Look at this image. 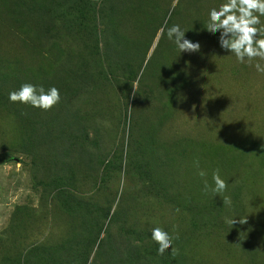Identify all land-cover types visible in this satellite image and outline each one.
Segmentation results:
<instances>
[{
  "label": "rangeland",
  "instance_id": "rangeland-1",
  "mask_svg": "<svg viewBox=\"0 0 264 264\" xmlns=\"http://www.w3.org/2000/svg\"><path fill=\"white\" fill-rule=\"evenodd\" d=\"M79 1L0 0V264H264V73L205 31L224 0ZM24 83L61 100L9 102Z\"/></svg>",
  "mask_w": 264,
  "mask_h": 264
},
{
  "label": "clouds",
  "instance_id": "clouds-1",
  "mask_svg": "<svg viewBox=\"0 0 264 264\" xmlns=\"http://www.w3.org/2000/svg\"><path fill=\"white\" fill-rule=\"evenodd\" d=\"M264 0H224L218 7L208 10V19L205 31L209 34L219 33L218 43L222 50L230 53L241 64H252L259 73H264ZM164 32L161 28L158 35ZM166 36L176 49L182 53H195L200 49L199 42H192L185 38V32L179 24H173L167 28ZM136 90L135 82L132 84ZM8 100L13 104L28 106L41 111H49L60 100V91L56 87L45 89L32 83H24L17 90L8 93ZM208 173L198 171V176L203 180L205 191H211L216 195L225 192L227 184L218 170L211 173V184L207 180ZM224 205H229L228 196L222 198ZM228 224L237 223L236 217L228 219ZM239 224L247 223V217L239 219ZM151 240L157 245V253L163 255L165 249L173 244L172 234L161 227L151 229ZM175 250L172 247V252Z\"/></svg>",
  "mask_w": 264,
  "mask_h": 264
},
{
  "label": "trees",
  "instance_id": "trees-1",
  "mask_svg": "<svg viewBox=\"0 0 264 264\" xmlns=\"http://www.w3.org/2000/svg\"><path fill=\"white\" fill-rule=\"evenodd\" d=\"M86 3H87L86 0H81V1H79V4L77 3V6L75 7L77 13H80L81 14L80 17L82 18V20L87 19L90 16V14L92 13V11H93V7L90 6L89 4L85 8ZM38 5L40 6V11H41V9L43 8V6L40 3H38ZM78 5L81 8L79 10L77 9ZM79 11H81V12H79Z\"/></svg>",
  "mask_w": 264,
  "mask_h": 264
}]
</instances>
